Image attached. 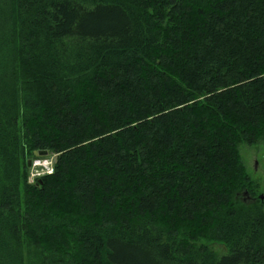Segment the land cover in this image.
I'll return each mask as SVG.
<instances>
[{"label": "trees", "instance_id": "trees-1", "mask_svg": "<svg viewBox=\"0 0 264 264\" xmlns=\"http://www.w3.org/2000/svg\"><path fill=\"white\" fill-rule=\"evenodd\" d=\"M261 141L264 0H0V264H264Z\"/></svg>", "mask_w": 264, "mask_h": 264}, {"label": "rangeland", "instance_id": "rangeland-1", "mask_svg": "<svg viewBox=\"0 0 264 264\" xmlns=\"http://www.w3.org/2000/svg\"><path fill=\"white\" fill-rule=\"evenodd\" d=\"M238 153L246 173L251 177L252 180L254 179V181L258 183L259 188H257V196L260 198V195H264V141H261L254 146H248L246 144L239 143ZM36 156L39 158L33 159L31 160L32 162H29V172H31V170L32 172L35 170L34 164L37 161H40L41 163L43 162L44 165H49V163L53 161V156ZM40 176H43V174ZM212 247L219 253L224 252V248L219 245H212Z\"/></svg>", "mask_w": 264, "mask_h": 264}, {"label": "built area", "instance_id": "built-area-1", "mask_svg": "<svg viewBox=\"0 0 264 264\" xmlns=\"http://www.w3.org/2000/svg\"><path fill=\"white\" fill-rule=\"evenodd\" d=\"M47 164V163H46ZM52 164H53V161H51L49 163V165H44V163L40 162V161H37L35 164H34V167H35V170L32 172H29L28 174V178H27V182L29 184H33L35 182V180L37 179V177H39L41 174L45 175V174H51L50 172H52Z\"/></svg>", "mask_w": 264, "mask_h": 264}, {"label": "water", "instance_id": "water-1", "mask_svg": "<svg viewBox=\"0 0 264 264\" xmlns=\"http://www.w3.org/2000/svg\"><path fill=\"white\" fill-rule=\"evenodd\" d=\"M47 151L46 150H43V151H39L38 153H37V155L38 156H40V157H43V156H46L47 155ZM28 164H29V162H28ZM264 198V195H260V199L262 200Z\"/></svg>", "mask_w": 264, "mask_h": 264}]
</instances>
